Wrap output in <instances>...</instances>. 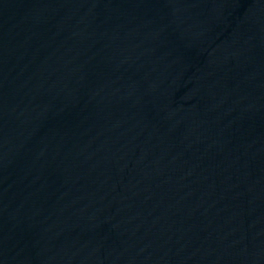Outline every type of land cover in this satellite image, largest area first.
I'll use <instances>...</instances> for the list:
<instances>
[{"label":"water","instance_id":"obj_1","mask_svg":"<svg viewBox=\"0 0 264 264\" xmlns=\"http://www.w3.org/2000/svg\"><path fill=\"white\" fill-rule=\"evenodd\" d=\"M0 264H264V0H0Z\"/></svg>","mask_w":264,"mask_h":264}]
</instances>
